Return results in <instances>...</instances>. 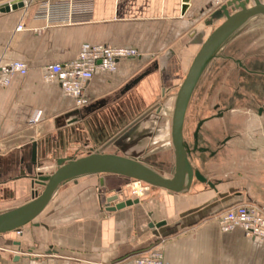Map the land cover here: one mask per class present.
<instances>
[{
	"label": "crops",
	"instance_id": "crops-1",
	"mask_svg": "<svg viewBox=\"0 0 264 264\" xmlns=\"http://www.w3.org/2000/svg\"><path fill=\"white\" fill-rule=\"evenodd\" d=\"M10 1H1L0 5ZM259 1L264 4V0ZM251 6L253 1L249 0L247 7ZM181 7L182 0H30L23 9L0 14V65L21 61L28 67L25 76L16 74L6 87H0V208L3 209L0 214L21 207L31 200L33 191H41L32 186L34 176L52 173L59 159L80 158L95 152L155 104L149 102V96L157 88L162 95L166 79H173L186 66L189 68L199 46L188 45L186 41L164 71L155 69V65L165 51L179 44L188 33L204 31L207 37L224 18L213 0H190L183 15ZM209 19L212 25L207 27L205 22ZM84 45L133 48L139 55L120 61L113 73L96 72L84 88L89 103L77 108L58 82L45 81L44 77L49 65L73 61ZM211 63L214 65L209 73L214 80L263 79L264 19L253 17L243 23L208 65ZM148 70V76L121 92ZM220 85L215 88H221L227 95L239 89ZM246 110L235 108V113ZM75 111L78 115L68 116ZM38 113L40 117L36 119ZM73 119L77 121L72 122ZM147 120L146 117L127 131L105 153L143 159L150 153L148 148L138 157L127 150L135 141L146 142L141 135ZM239 121L233 113L228 124L237 126ZM214 122L209 125L211 129L216 125ZM33 144L35 164H32ZM247 151L256 150L247 148ZM231 160L236 164L242 161V156H232ZM231 170L207 171V178L200 174L209 182H229L217 185L219 191L231 186L245 187L252 201L264 208V203L258 202L262 199L260 178L256 184L245 183L241 181L245 177L241 170ZM128 180L92 175L63 182L35 220L46 225L47 230L30 224L21 230V235L12 232L0 238V264H120L126 257L154 248L162 251L164 264H264V241L250 239L240 229L221 232L212 217L164 239L155 237L151 231L136 234L133 227L145 225L148 220L142 203L152 207L151 218L156 221L172 220L203 205L188 199L198 192L200 182L195 180L189 190L178 194L179 201L161 191L140 198L141 212L128 207L99 216L100 203L106 197L135 198L128 190ZM209 191L211 198L215 194ZM41 235L57 242L59 249L79 252L78 256H25L2 247L8 239L24 243L27 249H46ZM15 256L18 261H14Z\"/></svg>",
	"mask_w": 264,
	"mask_h": 264
},
{
	"label": "water",
	"instance_id": "water-1",
	"mask_svg": "<svg viewBox=\"0 0 264 264\" xmlns=\"http://www.w3.org/2000/svg\"><path fill=\"white\" fill-rule=\"evenodd\" d=\"M189 1L190 0H182V15L188 9ZM251 1H253V6L251 7H247L249 0L228 1L218 10L221 18H224V21L215 27L207 37L204 31L197 32L193 30L188 33L179 44L171 49H168L158 58L155 69L164 71L167 67V62L174 57L175 53L179 51V49H181L185 41L188 45L199 46V49L193 57L185 77L177 91L173 104L170 140L173 149L174 163L173 172L169 178L159 175L152 170L150 166L139 159L105 153L111 145H113L122 135L133 128L136 124L144 120L151 113H158L161 110V104L155 103L108 139L95 152L90 151V153L80 158L59 159L57 160L56 168L52 173L47 176L42 173H38L34 176L32 178V186L41 187V191H33L31 194V200L21 207L0 214V238L12 232L21 235V230L30 224L33 227L40 228L42 231H46L48 227L35 220L43 212L57 187L63 182L92 175H113L141 182L147 187L159 189L162 192L173 196L175 201H179V199H181L178 194L184 191L183 187L186 175L188 177L189 186L192 181L195 180L200 183H205L209 189L214 192L215 195L204 202L203 205L184 211L172 220H154L151 218L154 213L152 207L148 203H142V207L145 209V215L148 220L145 225L133 227V230L137 235L151 231L155 237L164 239L175 235L180 231L193 227L207 218H213L221 211L240 203H250L256 205L257 207H261L252 201L245 187H229L225 191H219L216 184H212L209 181L207 182V180L199 172L188 174L186 151L182 140L183 119L189 100L200 76L207 64L214 57L217 48L220 47L248 19L253 17L264 19V4L260 3L259 0ZM28 2H30V0H12L8 3L2 4L0 5V14H7L23 9L26 7ZM211 25L212 19L205 22V26L209 27ZM149 73L150 70L138 75L130 83L125 85L121 92L129 90L132 86L136 85L148 76ZM164 93L165 90L162 89V96ZM75 115H78V111H75L68 116ZM76 121L77 119H73L72 122ZM205 121H207V119L199 121L196 129L199 130L200 126ZM32 164H35V144H33ZM101 184L102 180L100 181V185ZM100 197L101 196L99 195V200L101 199ZM140 203L141 200L139 198L122 200L119 195H112L110 197H106L104 202L100 203L99 216H103V213L119 212L128 207H133L135 210L140 211ZM135 218L136 215L133 214V221H135ZM135 224L136 222H134V225ZM41 236L42 243L47 246L46 249H35L33 247L27 249L24 243L8 239L4 241L2 247L5 250H9L14 253H21L25 256H78L79 252L74 250L66 251L59 249L57 242L51 241L49 237L44 238L43 235ZM18 260L19 257L15 256L14 261Z\"/></svg>",
	"mask_w": 264,
	"mask_h": 264
},
{
	"label": "rangeland",
	"instance_id": "rangeland-1",
	"mask_svg": "<svg viewBox=\"0 0 264 264\" xmlns=\"http://www.w3.org/2000/svg\"><path fill=\"white\" fill-rule=\"evenodd\" d=\"M5 1V0H0ZM214 63L207 64L202 75L200 76L195 89L189 100L185 116L183 119L182 127V140L183 146L186 151L187 158V173L199 172L205 178H207V171L219 170L222 171H236L241 170L245 177L241 179L245 183H257L260 178L259 190L262 195V199H259L258 202L264 203V116L258 115L256 113H234L236 118H240V125H243L238 128H233L232 130H227L226 135H233L238 137L227 145H223L220 153L218 155L219 160L208 159L207 148L211 151L215 150L218 146L220 138L218 140H208L207 141V131H211L209 125L211 123L205 122L201 130L199 131L198 136L194 137V131L196 129L197 123L200 120L207 119V116L212 113V111L207 110V89L215 88V85L221 84L220 86L240 88L238 93H243L249 98L254 96L248 92L249 89L255 88V90L260 91L261 95H264V77L260 80H231V79H221L214 80L211 72L213 69ZM187 66L180 70L178 74L175 75L173 79H166L164 81V90L165 94L162 96L160 90L157 88L152 97L149 96V102L160 103L161 110L158 113L150 114L147 116V122L145 124L144 132L142 133L144 143H131L128 145L129 152L132 153V156H142L141 154L144 150L147 149L150 153L143 156V161L145 164L150 166L159 175L169 178L173 172V149L171 146L170 140V127L171 119L173 112V104L177 91L185 77L187 72ZM222 70V69H220ZM213 74V73H212ZM227 75V74H225ZM223 87V88H224ZM243 88L245 90H243ZM221 89V88H219ZM218 89V90H219ZM247 89V90H246ZM224 91V90H223ZM237 93V92H235ZM216 94V93H215ZM226 96H222L221 100H218L214 96V99H211L212 103L218 102L222 103ZM228 97H231L229 94ZM215 100V101H214ZM264 101V96H262L260 103ZM239 102V101H235ZM242 103H246L242 102ZM256 104V103H254ZM214 123H217L216 121ZM213 123V124H214ZM215 126H219L218 124ZM209 128V129H208ZM215 129V128H213ZM224 133L221 134L223 136ZM146 147V148H145ZM247 148H255V152L247 151ZM201 151H204L201 153ZM125 152V151H121ZM242 156V161L233 163L231 160L232 156L239 157ZM225 158V159H224ZM53 172V171H51ZM254 174L252 176H247L248 174ZM50 174V173H49ZM210 174V173H209ZM47 176V175H45ZM260 176V177H259ZM129 181V192L130 195L135 198H145L146 196H154L156 193H161V190L147 187L144 183L136 182L134 180ZM216 182V180H214ZM243 184V183H242ZM41 187H39V190ZM197 193H193L188 197L191 203H204L210 197L209 187L205 183H199L197 187ZM210 199V198H209ZM1 207V206H0ZM3 210L0 208V211Z\"/></svg>",
	"mask_w": 264,
	"mask_h": 264
},
{
	"label": "built area",
	"instance_id": "built-area-1",
	"mask_svg": "<svg viewBox=\"0 0 264 264\" xmlns=\"http://www.w3.org/2000/svg\"><path fill=\"white\" fill-rule=\"evenodd\" d=\"M230 0H213L219 9ZM21 26L17 27L20 30ZM133 48L84 45L77 57L64 64H51L47 67L45 81L58 82L63 93L74 99L77 108L89 103L84 96V88L96 72L113 73L120 61L137 57ZM26 63L14 61L7 66L0 65V87H6L14 75L25 76ZM40 117L37 114L36 119ZM215 218L221 232L227 233L240 229L250 239L264 241V208L250 203H240L216 214ZM120 264H164L163 254L154 248L144 254L126 257Z\"/></svg>",
	"mask_w": 264,
	"mask_h": 264
},
{
	"label": "flooded vegetation",
	"instance_id": "flooded-vegetation-1",
	"mask_svg": "<svg viewBox=\"0 0 264 264\" xmlns=\"http://www.w3.org/2000/svg\"><path fill=\"white\" fill-rule=\"evenodd\" d=\"M207 90H208L207 91V110L212 111V113H210L207 116V121H205V122L212 123L213 121H216L217 122L216 125L217 124L219 125V126H212L215 129H211V131H207V141L212 140L211 142H213V140H218L217 138H220V140H221V141L217 142L219 147H216L215 150L211 151L209 148H207V154H208V159L209 158L210 159H217L218 155L220 153V150L222 148H224V147H222L223 145L225 146L229 142H231L235 139H238V137L233 136V135L227 136L226 135L227 130L229 131V130H232L233 128L240 129V127L243 126V125H241V126L237 125V126L231 127L230 124H228V121L231 119L232 114L235 113V108L247 109L246 111H244L242 113H256L258 115L264 116V101L262 103H260V100H261L262 96H264V95H261L260 91L255 90V88H251L248 90V92H250L254 96L253 98H249V97L245 96L243 93H238L239 90H241L240 88L237 90H234V92L231 94V97H228L229 95L224 93V91L222 92L221 89L218 90L216 88H213V89L209 88ZM243 90H245V89L243 88ZM235 92H237V93H235ZM214 96L217 97L218 100H221L222 96H226V97L222 103L218 102V100L215 103H212L211 99L213 100ZM235 101H239V102L237 103ZM245 101H246V103H242ZM254 103H256V104H254ZM240 118L243 119L242 116H240ZM203 120H206V119H203ZM202 125L200 126L199 130L195 129L194 137H195V133H196V136H198ZM196 128H197V126H196ZM209 128H211V126H209ZM222 133H224L223 136H221ZM203 152L204 151H201V153H203ZM252 152H255V151H252ZM207 182H208V180H207ZM210 182L212 184H216V185L229 183L227 181H219V180H217L216 182H214V181H210ZM231 187H234V186H231Z\"/></svg>",
	"mask_w": 264,
	"mask_h": 264
},
{
	"label": "bare ground",
	"instance_id": "bare-ground-1",
	"mask_svg": "<svg viewBox=\"0 0 264 264\" xmlns=\"http://www.w3.org/2000/svg\"><path fill=\"white\" fill-rule=\"evenodd\" d=\"M220 47H218L217 48V50L219 49ZM217 52V51H216ZM184 189V191H187V190H189L190 188H191V184H190V186H189V184H188V177H187V175H186V180H185V183H184V187H183Z\"/></svg>",
	"mask_w": 264,
	"mask_h": 264
}]
</instances>
